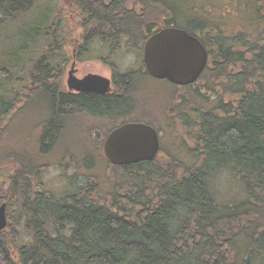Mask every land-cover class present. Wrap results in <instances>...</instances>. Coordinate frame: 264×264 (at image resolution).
<instances>
[{
  "label": "trees",
  "instance_id": "obj_1",
  "mask_svg": "<svg viewBox=\"0 0 264 264\" xmlns=\"http://www.w3.org/2000/svg\"><path fill=\"white\" fill-rule=\"evenodd\" d=\"M194 1L72 0L85 42L113 37V47L137 56V69L115 84L124 99L148 77L142 48L160 29L198 35L208 59L195 84L171 85V114L161 118L166 128L183 127L174 151L160 146L152 162L129 166L99 155L104 179L74 174L63 185L71 192L56 194L33 180L64 141L69 118L90 121L86 139L102 136L100 151L122 124L154 125L121 98L65 91L61 0H0V167L12 168L0 204L17 211L0 233V264H264V0H237L243 25L231 35L204 13L187 17ZM102 124V134L91 129ZM80 158L84 167L94 162ZM223 175L231 185L222 190Z\"/></svg>",
  "mask_w": 264,
  "mask_h": 264
},
{
  "label": "rangeland",
  "instance_id": "obj_2",
  "mask_svg": "<svg viewBox=\"0 0 264 264\" xmlns=\"http://www.w3.org/2000/svg\"><path fill=\"white\" fill-rule=\"evenodd\" d=\"M191 4L194 6L192 12L191 7H189ZM186 6L187 9L185 14L187 17L192 16V18H196V16H198V18H200L204 13V15H206L208 18L215 20L220 26H223L224 34L231 35L238 31L237 26L240 27L243 25L242 20H240L237 16L239 13V2L237 0H196L193 3L187 4ZM60 7V17L65 21V30L67 32V35L64 36V51L70 58L69 62H67L63 68V76L61 77V82L64 85L65 91L67 92L66 79L68 76V71H70V65L73 61L72 56L76 45L79 47L83 42L82 36L84 31L80 26H78L79 20L75 18L76 15L75 11H73L72 0H61ZM137 60L138 59L135 54L126 55L121 58H115L117 66L122 71H127L130 69V67L136 70ZM77 61H79V65L76 67L78 70V77H82L88 73L99 74V76L102 75V77L108 76V71L102 67V65L98 62V59L95 61H80L77 59ZM149 78H139L141 81L138 82L136 80L133 92L128 96L127 102L132 104L131 106L133 108L136 106V116H145L141 117V119H148L154 125L149 126L153 127L158 132L160 141H162V145L160 142V146H162V148L166 151H174L175 149L173 147L174 144L172 141L176 138V132L179 133V129H183V127L178 121H172L171 128H166V125H162L165 124L163 123L165 116L161 118L162 113L164 115L166 114L167 117L168 114H171L170 112L168 114L166 113L164 104L166 101L168 102L170 100L173 87L166 81ZM69 119L71 121L66 129L64 141L62 140V142L57 145L56 149L51 153V155L49 154L48 156V163L50 165L43 167V170H41L42 174L40 173L38 178L35 177V180H33V182H37L39 186L42 185L39 189L44 188L43 190H46L47 192L51 191L57 194L59 190L62 188L64 189L65 186L63 185L66 184L65 182L67 179L75 178L74 174H77L76 179L81 176L83 181H85V176L89 174L91 176H95L98 182L100 178L104 179V176L107 175V166L105 165L104 160L100 158V156L104 157L103 150L102 148L101 151L100 149H96V145H99L98 143L101 142L102 136L97 137L95 140H90L89 138L86 139L88 137L86 130H88L90 121L87 120V118L78 120L71 118ZM94 119L95 118H93V120ZM103 125L104 124H102L101 127L91 129L96 133L99 130L98 132L102 134V129L104 126L106 127V125ZM20 134H22V132ZM179 135H181V133H179ZM183 143L185 146H189V143L186 142V140H183ZM87 154H90V156L93 155L94 162L90 160V164L87 165V167H84V162L81 163L83 158L81 159L80 156ZM157 155L160 154L158 153ZM10 171H12V168L6 167V164L0 167V192L5 191L8 188ZM53 171L57 173L55 177L52 176ZM63 175L65 179L61 178ZM230 185L231 184L228 178L223 175V177L220 178L217 187H220L223 190ZM8 210L9 209L6 208L7 226L10 223V218H14L13 225H15L17 222H15L17 211L10 210L9 213ZM7 226L2 232L7 229ZM18 232L21 233L20 230Z\"/></svg>",
  "mask_w": 264,
  "mask_h": 264
},
{
  "label": "water",
  "instance_id": "obj_3",
  "mask_svg": "<svg viewBox=\"0 0 264 264\" xmlns=\"http://www.w3.org/2000/svg\"><path fill=\"white\" fill-rule=\"evenodd\" d=\"M147 74L178 87L198 81L207 65V51L199 39L174 27L161 29L146 39L142 51ZM68 72L66 87L75 93L107 94L110 81L88 74L81 79ZM160 148L157 131L144 123H126L112 130L103 142V156L113 166L155 160ZM7 226L6 205H0V232Z\"/></svg>",
  "mask_w": 264,
  "mask_h": 264
},
{
  "label": "flooded vegetation",
  "instance_id": "obj_4",
  "mask_svg": "<svg viewBox=\"0 0 264 264\" xmlns=\"http://www.w3.org/2000/svg\"><path fill=\"white\" fill-rule=\"evenodd\" d=\"M190 34H192V33H190ZM192 35H196V34L193 33ZM86 37H87V35L85 34L82 38V40H83L82 44L79 47H78V45H76V47L74 49V53L72 56L73 61L70 65L71 66L70 71L73 70V72H74L73 75L78 79L83 78L84 76H86L88 74L99 75V74H94V73H88V74L83 75L82 77H78V70L76 68L77 65H79V61H77V59H80V58L98 59V62L102 65V67H104L108 71V76H103V77L110 81L111 89H110L109 93L104 94V95L96 94V93H89V94H92V95L97 96V97H104V98L115 96V97H118V99L121 98L120 103H124V101L126 102L128 99L122 98V95H121V93H123L122 89L121 88H119V89L115 88V84L121 79L122 75H124V74H121L122 70H120V68L116 66L115 58H117V57L121 58L123 56H126V50L124 48H122L121 46L115 47L116 46L115 45L113 47L112 43L117 42V40H115V38H113L111 36H109V37H111V41L107 45H106V42L109 38H107L106 36H104L103 39H100L101 41L103 40L102 42L100 40H95V42H89V41L85 42ZM196 37H198V35H196ZM83 44H85V46H84L83 52H81L79 50ZM78 48H79V50H78ZM118 48H120V49H118ZM101 77H102V75H101ZM67 93L69 95H72V96H80L81 94H87V93H69V92H67ZM109 102L114 103L115 100H111ZM127 107H128V105L121 107L120 111L125 112L129 108H131V107H128V108ZM112 109L113 108L108 107L109 112L116 115L117 112L115 111V109H113V110ZM99 111L104 112V108L100 109ZM102 148H103V144H102ZM138 164H140V163H138ZM135 165H137V164H135ZM94 191H95V189H94V185H93V189H91V191L89 192L90 195L93 194ZM83 194H88V193L86 191H84Z\"/></svg>",
  "mask_w": 264,
  "mask_h": 264
},
{
  "label": "bare ground",
  "instance_id": "obj_5",
  "mask_svg": "<svg viewBox=\"0 0 264 264\" xmlns=\"http://www.w3.org/2000/svg\"><path fill=\"white\" fill-rule=\"evenodd\" d=\"M143 61V60H142ZM144 64V63H143ZM159 143H160V137H159ZM160 150V149H159ZM159 153V152H158ZM158 156V155H157ZM156 156V157H157ZM141 163H149V162H141ZM86 165H89L90 164V162H86L85 163ZM94 189H95V185H94ZM64 190H65V193H69V192H71V190L72 189H70V188H68V187H64ZM97 192H96V189H95V192H94V195L96 194ZM2 204H5V203H1L0 205H2ZM6 205V204H5ZM1 233V232H0Z\"/></svg>",
  "mask_w": 264,
  "mask_h": 264
},
{
  "label": "clouds",
  "instance_id": "obj_6",
  "mask_svg": "<svg viewBox=\"0 0 264 264\" xmlns=\"http://www.w3.org/2000/svg\"><path fill=\"white\" fill-rule=\"evenodd\" d=\"M57 175V173L55 171H53L52 176L55 177Z\"/></svg>",
  "mask_w": 264,
  "mask_h": 264
}]
</instances>
